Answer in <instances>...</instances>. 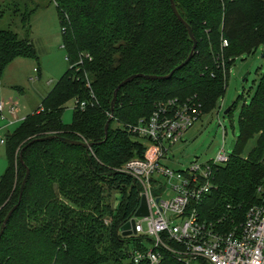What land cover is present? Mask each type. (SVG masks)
I'll use <instances>...</instances> for the list:
<instances>
[{
	"label": "trees",
	"instance_id": "1",
	"mask_svg": "<svg viewBox=\"0 0 264 264\" xmlns=\"http://www.w3.org/2000/svg\"><path fill=\"white\" fill-rule=\"evenodd\" d=\"M53 1L69 69L40 106L5 135L0 229L19 201L26 169L29 176L0 238V264H134L129 248H143L141 241H149L121 234L139 207L140 191L118 169L143 157L145 146L128 126L168 99H192L202 115L217 109L230 67L264 48V0H174L197 42L182 66L193 42L169 0ZM16 6L23 36L0 27V81L13 60H38L29 37L35 9ZM133 74L165 78L136 77L124 84L111 111L115 88ZM73 99L86 107L74 108L72 122L65 124L62 114ZM231 113L232 107L227 115ZM239 123L238 148L216 170L215 186L199 207L203 219L226 231L240 226L259 201L256 187L264 181V72ZM62 137L93 145L86 149ZM253 138L256 144L244 159L240 153ZM22 148L23 164L18 159ZM162 253L160 264H184Z\"/></svg>",
	"mask_w": 264,
	"mask_h": 264
},
{
	"label": "built area",
	"instance_id": "2",
	"mask_svg": "<svg viewBox=\"0 0 264 264\" xmlns=\"http://www.w3.org/2000/svg\"><path fill=\"white\" fill-rule=\"evenodd\" d=\"M73 101L74 108L86 107L85 102ZM17 110V103L0 101V120L5 119L6 111L10 122H21L26 116L18 118ZM201 116V106L194 100L168 99L159 102L149 117L128 126L142 140L145 151L143 157L129 159L118 170L136 181L140 200L145 197L149 210L147 216L134 218L131 235L149 241H141L143 248H129V260L134 264H160L162 251L184 264H264V181L256 187L259 201L246 211L238 228L226 231L199 213L215 186L216 170L229 161L224 147L213 159L205 163L195 160L183 170L166 164L173 157L172 146ZM4 144L0 132V145Z\"/></svg>",
	"mask_w": 264,
	"mask_h": 264
},
{
	"label": "rangeland",
	"instance_id": "3",
	"mask_svg": "<svg viewBox=\"0 0 264 264\" xmlns=\"http://www.w3.org/2000/svg\"><path fill=\"white\" fill-rule=\"evenodd\" d=\"M17 4H20L21 11L24 7L35 9L31 17L29 37L36 48L38 60L32 58L13 60L5 70L3 80L5 85L14 86L0 85V98L11 99L12 102L17 103L18 116L24 117L37 109L46 93L69 69V63L66 59V51L62 47L63 35L54 1L0 0V10L4 13V16L0 18V27L11 28L23 36L20 12L16 11ZM34 68L40 70V74L35 72ZM263 72V47H259L250 56L238 58L226 73L228 76L225 92L219 102V107L211 112H205L200 120L183 135L182 140L172 146L173 157L166 164L171 169L183 170L195 160L205 163L213 159L222 146L229 155L235 152L240 136L239 121L242 109L250 105ZM73 100L65 105L62 114L65 124L72 122ZM229 106L232 107L230 117L224 114ZM4 113L7 115L6 111ZM19 124L20 122L12 126L10 131L12 132ZM255 144V138L249 140L240 156L247 158ZM6 167V146L0 145V178ZM109 201L114 207L115 202L112 196Z\"/></svg>",
	"mask_w": 264,
	"mask_h": 264
},
{
	"label": "water",
	"instance_id": "4",
	"mask_svg": "<svg viewBox=\"0 0 264 264\" xmlns=\"http://www.w3.org/2000/svg\"><path fill=\"white\" fill-rule=\"evenodd\" d=\"M170 2V6H171V9L174 13V15L176 16V18L185 26L186 30H187V33H188V36L189 38L192 40L193 42V46H192V50L188 56V58L180 65H184L188 62V60L191 58L195 48H196V45H197V42H196V39L194 37V34H193V31L190 27V25H188L182 18L181 16L179 15L178 11H177V8L175 6V3H174V0H169ZM174 71V70H173ZM173 71L168 74L167 76L165 77H169ZM136 77H144L146 79H153V80H157V79H163L165 77H161V76H154V75H141V74H133L127 78H125L123 81L120 82V84L115 88L114 92H113V98L111 100V103H110V110L112 111L113 108H114V104H115V101H116V97H117V91L126 83L132 81L134 78ZM231 106H229L225 111H224V114H227L228 111L230 110ZM111 119V116L109 117V119L107 120L106 124H105V133L107 132V129H108V125H109V121ZM49 138H53V136H49ZM62 141L66 142V143H69V144H73V145H80L84 148H90L93 144L92 143H86V142H80V141H74V140H70V139H67V138H61ZM23 150L24 148H22L20 151H19V154H18V159L19 161L21 162V164H23V160H22V154H23ZM29 176V169H26V173H25V176L23 177L22 181H21V185H20V193H19V201L17 204H15L10 210L9 212L7 213V215L5 216L4 220H3V223L1 225V229H0V238L3 234V231H4V228L8 222V220L10 219L11 215L13 214V212L15 211V209L18 207L19 203H20V199H21V196H22V193H23V189H24V186H25V183L27 181V178ZM149 213V210H148V206H147V202H146V199L144 196L141 197V200H140V204H139V207L138 209L136 210V212L134 213V216L133 218L126 222L125 224L122 225V227L120 228V231H121V234L122 236H129L131 234L134 233V222H135V217H142V216H147Z\"/></svg>",
	"mask_w": 264,
	"mask_h": 264
},
{
	"label": "crops",
	"instance_id": "5",
	"mask_svg": "<svg viewBox=\"0 0 264 264\" xmlns=\"http://www.w3.org/2000/svg\"><path fill=\"white\" fill-rule=\"evenodd\" d=\"M21 59H23V58H21ZM10 66V65H9ZM8 66V67H9ZM34 71L35 72H37V73H39L40 74V70H38L37 69V71H36V68H34ZM4 79V78H3ZM1 80L0 81V85H2V86H9V87H13L14 85H10V84H6L5 85V83H4V80ZM49 93V92H48ZM48 93H46V95L48 94ZM46 95L43 97V98H45L46 97ZM0 101H2L4 104H6V105H8V103L9 102H11L12 100L11 99H8V100H4V98L3 97H1L0 98ZM42 101V100H41ZM41 104V103H40ZM40 106V105H39ZM38 106V107H39ZM17 107H18V105H17ZM37 107V108H38ZM18 110H19V108H18ZM18 110H17V117L18 118H22L21 116H18ZM33 112V111H32ZM8 119H10V117H8V115H6V117H5V119H1L0 120V128H1V130H0V132H1V134H3V136H5L6 134H8L9 132H11L10 131V128L12 127V126H15L18 122H10Z\"/></svg>",
	"mask_w": 264,
	"mask_h": 264
}]
</instances>
